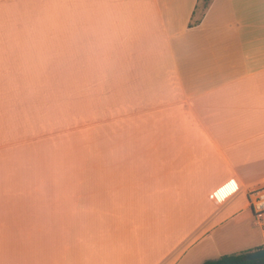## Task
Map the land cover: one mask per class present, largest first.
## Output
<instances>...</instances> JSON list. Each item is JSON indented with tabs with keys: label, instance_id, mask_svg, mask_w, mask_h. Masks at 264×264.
I'll return each instance as SVG.
<instances>
[{
	"label": "crops",
	"instance_id": "1",
	"mask_svg": "<svg viewBox=\"0 0 264 264\" xmlns=\"http://www.w3.org/2000/svg\"><path fill=\"white\" fill-rule=\"evenodd\" d=\"M261 187L264 0H0V264L252 253Z\"/></svg>",
	"mask_w": 264,
	"mask_h": 264
},
{
	"label": "built area",
	"instance_id": "2",
	"mask_svg": "<svg viewBox=\"0 0 264 264\" xmlns=\"http://www.w3.org/2000/svg\"><path fill=\"white\" fill-rule=\"evenodd\" d=\"M225 189L230 196L236 193L235 185L231 181L225 185ZM247 199L248 209L251 211L264 237V187L248 192Z\"/></svg>",
	"mask_w": 264,
	"mask_h": 264
},
{
	"label": "trees",
	"instance_id": "3",
	"mask_svg": "<svg viewBox=\"0 0 264 264\" xmlns=\"http://www.w3.org/2000/svg\"><path fill=\"white\" fill-rule=\"evenodd\" d=\"M246 254L247 253L225 255L216 260L205 261L203 264H264V259L247 260L245 258Z\"/></svg>",
	"mask_w": 264,
	"mask_h": 264
},
{
	"label": "rangeland",
	"instance_id": "4",
	"mask_svg": "<svg viewBox=\"0 0 264 264\" xmlns=\"http://www.w3.org/2000/svg\"><path fill=\"white\" fill-rule=\"evenodd\" d=\"M24 8H25V10H23V8H22V13H21V15H20V20H21V21H24V22H27V21L29 20V18H28V16H27V15H29V14H28L27 11H26L27 8H28V6H26V7H24ZM31 16H32V18H30V20L37 21V22H43V21H44V14H43V13L36 12L35 14L32 13ZM243 215H244V216H248V217L251 219V220H250V222L252 223L251 225H253V223H255V221H254V217H253V215H252V213H251L250 210H248L247 212H244ZM252 228H253V230H254L255 232L260 231V229H259V227L256 225V223H255L254 226H252ZM239 254H241V253H239ZM230 255H232V254H230ZM224 256H225V255H224ZM218 258H220V257H217V258L212 259V260H216V259H218Z\"/></svg>",
	"mask_w": 264,
	"mask_h": 264
},
{
	"label": "water",
	"instance_id": "5",
	"mask_svg": "<svg viewBox=\"0 0 264 264\" xmlns=\"http://www.w3.org/2000/svg\"><path fill=\"white\" fill-rule=\"evenodd\" d=\"M245 258L249 261L251 260H258V259H264V248L259 249L252 253H247Z\"/></svg>",
	"mask_w": 264,
	"mask_h": 264
}]
</instances>
